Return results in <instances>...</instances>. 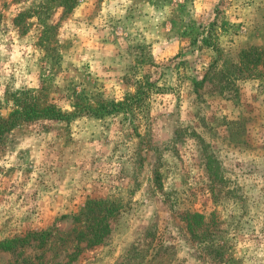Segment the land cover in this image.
Returning a JSON list of instances; mask_svg holds the SVG:
<instances>
[{"label":"rangeland","instance_id":"obj_1","mask_svg":"<svg viewBox=\"0 0 264 264\" xmlns=\"http://www.w3.org/2000/svg\"><path fill=\"white\" fill-rule=\"evenodd\" d=\"M39 4L0 0V115L18 91L67 113L129 109L3 135L0 241H25L0 264H264V74L236 68L264 47V0H78L53 8L49 46L40 19L14 24ZM215 18L217 48L192 43Z\"/></svg>","mask_w":264,"mask_h":264},{"label":"trees","instance_id":"obj_2","mask_svg":"<svg viewBox=\"0 0 264 264\" xmlns=\"http://www.w3.org/2000/svg\"><path fill=\"white\" fill-rule=\"evenodd\" d=\"M40 1V4L31 10H24L18 13L16 18L14 19V24L17 26H23L25 19H30L36 17L40 19L42 22V31H41V41L44 38L48 37V45L49 42L53 40L54 34H51L54 29H56V24L52 23L49 25L46 23V20L50 18L51 13L53 12V8L62 9L63 14H69L73 11V9L77 6L78 0H36ZM228 27V23L226 21L218 20L215 18L213 22L209 25L206 31L197 32L191 30L188 32L189 35L193 36L192 43H196L197 40L206 47H210L215 50L216 40H215V29L216 28H226ZM196 32V33H195ZM200 33V34H199ZM50 34V35H49ZM193 34V35H192ZM199 34V35H198ZM51 36V37H50ZM53 43L56 42L52 41ZM238 67V71L240 75H243L247 78H259L264 74V47H250L248 49L242 50L239 55V61L236 65ZM262 67L263 70L260 69ZM198 82L194 81V85H197ZM143 93L136 92L134 96L130 97V109L134 103L139 102L141 100ZM40 99H37L36 96L33 95L32 91H18L14 95V105L15 109L8 115L7 118H3L0 115V139L3 135L13 128L19 125L20 122H33L36 120H55V121H66L68 122L72 116L76 115L80 111H87L88 113L94 115L95 117H103L113 114L118 111H125L129 109V105L127 103H105L99 105L89 104L88 101L84 102L83 106L78 107L79 109L75 113H67L58 109L55 105L49 104L45 107H41L39 103ZM102 202L97 201L96 204L100 205ZM188 217V229L191 234H195V230H197L198 225L204 223L205 217L198 213H192ZM99 224H97L93 233H91V238L88 240V245H97L104 235L108 233V227L105 225L104 227L98 228ZM208 228V226H206ZM48 234L46 232H30L28 233L29 238L43 240ZM27 238V237H25ZM28 239V238H27ZM25 239L22 237H13L10 239H5L0 241V251H12L14 250L18 244L24 242Z\"/></svg>","mask_w":264,"mask_h":264}]
</instances>
